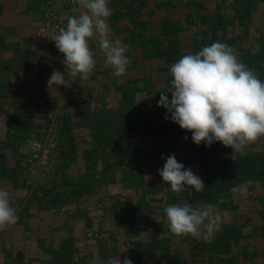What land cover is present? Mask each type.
<instances>
[{"label": "crops", "instance_id": "obj_1", "mask_svg": "<svg viewBox=\"0 0 264 264\" xmlns=\"http://www.w3.org/2000/svg\"><path fill=\"white\" fill-rule=\"evenodd\" d=\"M44 2L45 0H0V134L13 131L8 129L12 123L7 122V117H16L15 123L27 127L30 132L35 127L47 131L48 118L52 115L56 125L61 126L59 129H63L64 118L68 117L73 142L78 151L66 163L74 162L78 167L86 163L84 150L91 151L97 146L96 141L90 146L80 142V134L89 136L91 133L93 136L92 130L96 128L92 119H102L106 110L122 108L124 99L138 101L137 91L133 93L134 87L130 88L128 84H139V78L145 75V68L153 69L155 75L160 76L159 67L154 62H144L143 41L151 36L154 38L158 32L155 30V23L157 22L158 27L161 0H109V7L113 10L108 21L111 37L120 39L129 52L130 63L126 74L123 77L114 75L112 68L106 66V57L93 39L91 47L95 59L98 56L94 70L87 80L77 77L71 87L67 88L63 85L49 88L47 85L53 70L64 73L66 78L67 75L66 66L62 63L64 57L57 56L50 44L36 36L37 28L45 21L41 9ZM54 7L55 15L66 22L68 16L78 15L81 11L77 3L69 5L61 0H56ZM136 58L141 65H134L132 60ZM154 83L160 84L158 80H152L151 85L154 86ZM102 102L108 103V106L103 108ZM86 120L87 124L84 123ZM145 139L143 137L142 142ZM3 141L4 144L8 143L9 138L0 136V187L10 192L11 205L19 220L0 231V264H90L94 256L104 264L118 256L121 261L125 257L130 258L133 264H171V261L176 262L172 264H194L192 259L195 257V264H220L215 262L216 247H207L198 257L188 249L190 244L196 245L198 239L168 233L163 209L176 193L166 189V186L165 189L162 188L163 197L158 196L154 188L162 182L157 181L156 177L152 180L153 184L142 182L140 188H134L133 185L131 187L128 166L123 172L117 173L119 176H115L116 181L114 179V182L99 187L104 194L101 196L99 190L96 196L103 197L110 205L109 210L103 211L104 216L100 214L96 218L103 220L106 217L108 222L100 220L101 241L92 243L93 248L87 247L81 238L82 229L85 228L82 222L68 219L59 207L55 209V206H45L43 201H38L39 205L20 187L19 180L22 179L17 168L20 158H15L16 151L12 154L10 150L21 149L23 146L19 144L20 141L16 145L17 139L5 146ZM65 142L63 137V143ZM125 143H130V140L127 138L119 148H123ZM4 147L8 150L4 151L5 155L1 151ZM102 156L101 164L104 161L110 162V157L105 158L104 153ZM140 161H145V158L139 157L136 163ZM77 169L81 173L79 167ZM103 171L104 169L101 172ZM73 175L75 179L77 175ZM98 176L96 174V178ZM199 199L196 208H211L219 215L222 214L221 210L224 208L218 202L202 205V200ZM88 202L90 198H86L81 206L74 203V210H67L69 216L73 217L75 214L81 218L88 215L90 219L93 206ZM134 221L139 224L133 225ZM222 229L221 223L220 230ZM112 230L121 233L114 235ZM106 240L112 242L111 247ZM240 241L241 239L237 240L235 244L241 246L238 243ZM231 244L233 248L234 244Z\"/></svg>", "mask_w": 264, "mask_h": 264}, {"label": "clouds", "instance_id": "obj_2", "mask_svg": "<svg viewBox=\"0 0 264 264\" xmlns=\"http://www.w3.org/2000/svg\"><path fill=\"white\" fill-rule=\"evenodd\" d=\"M76 3L81 11L68 16L66 27L58 28L52 39L63 54L67 78L59 70H53L47 80L49 88L53 85L67 88L77 77L89 78L96 66L93 39L116 77H123L130 63L127 46L111 37L108 21L113 10L109 0H76ZM170 73L171 86L160 91L157 105L167 110L166 120L170 118L181 129L191 132L195 144L211 146L213 142H221L233 149L230 158L235 160L237 155H247L246 148L264 137V80L238 58L232 46L217 41L196 54L183 55L170 67ZM161 159L166 162L158 172L172 192L205 190L201 177L178 162L174 153L162 155ZM163 211L168 230L176 236L195 239L204 236L211 241L222 223L221 216L211 208L199 209L184 200L166 206ZM18 220L10 192L0 187V231ZM106 243L112 246L110 240ZM90 264L104 262L94 256ZM108 264H133V261L128 257L121 261L118 256Z\"/></svg>", "mask_w": 264, "mask_h": 264}, {"label": "rangeland", "instance_id": "obj_3", "mask_svg": "<svg viewBox=\"0 0 264 264\" xmlns=\"http://www.w3.org/2000/svg\"><path fill=\"white\" fill-rule=\"evenodd\" d=\"M203 1L204 0H202V2ZM198 4H200L199 7ZM201 4H202L201 0H176L174 3V6H176L175 9L171 7H169L170 9H166L160 6L161 12H160L159 25L162 22V20L166 18V16L168 17L170 16L171 19H174V17L176 16V18L179 17L185 19V22H182V24L189 26L188 29L190 32V29L194 30L195 28L192 24H188L186 22V18H185L186 13L195 14L201 12L204 14L207 12H212V13H218L219 11L224 12L225 11L224 9L227 8L229 4H232V1L212 0L209 4V7L206 5L201 6ZM214 8H218V9H214ZM171 10H173V12H171ZM224 13L227 14L226 11ZM234 15L238 16L235 13ZM244 21L245 23H247L246 24L247 28H251L250 30L253 33V35L257 38H261V35H264V4H262L261 7H259L257 6V4L253 3L252 7L249 9L248 15H246V18H244ZM157 25L158 24L156 22L155 30L157 28ZM204 27L206 28L207 25H205ZM257 43L258 44L256 45V48L259 49L260 48L259 43L262 42L258 41ZM260 54H264V53H260ZM255 55L253 53L252 57L255 58ZM144 71H145V75L144 77L139 78V84H135L132 82H129L128 84L130 88L131 87L137 88L136 97L138 96V101L135 99L134 102L131 105H129V109L131 112L136 113V118L138 122L140 121V123L143 122L144 114H154V112H157L158 108H156L155 105L157 106V102L160 99V91L170 87L171 86L170 82L172 80V79L169 80V78L167 79L158 76L157 74L155 75L153 69L145 68ZM152 80L154 82L158 80L160 84L158 83L155 85L154 83L153 84L154 86H152L151 85ZM125 87L126 86H124V88ZM128 92L131 93V91ZM168 96H169V100H171L170 93H168ZM106 104L102 102L103 108H106V106H108V103ZM166 111H167L166 109H161V114L162 113L166 114ZM12 118L13 117H10L9 119V117H7L8 119L7 122L12 123L11 126L9 124L8 129L13 131L7 133L4 131L5 133L0 134V136H3L6 139L9 138L8 143L4 144V141L2 142L3 146L7 144L11 145L12 142L14 143L16 139H17L16 145L20 141L19 144H22L23 146L21 147V149L10 150L12 154L13 151H16L15 153H17V155H15L16 156L15 158L17 159L20 158V161H18L17 168L22 181L19 180V183L21 184V186L20 185L19 186L24 190H26L27 195L29 193V198L32 201H37L39 205L40 202L38 201H43L44 202L43 205L50 207L55 206V209L59 207V209H62V213L64 215L66 214L68 219H74V221L78 220L82 222V224L85 225L84 226L85 228L82 229L81 238L86 242L87 247L93 248L92 243H98V241H101L100 239L102 236L101 228H100L101 227L100 224L102 223H99L100 220L102 219L96 218V216L100 214L104 216L105 212L103 211L109 210L108 206L110 205L109 202H105V199L101 197L103 196L104 191L102 189L100 190L99 188L100 186L103 185L101 183H104L107 180L105 179L106 181H101L96 179V174L97 176L101 174L100 172L102 171L104 166L99 165L98 157H101V152L96 146L97 144L94 140L95 139L94 136H92L91 133L89 134L88 131L86 132L89 134L90 138L87 134H80L81 144L90 146L91 143L94 145L95 142L96 147H94V149H92L91 151H88L89 149L87 151L84 150L83 157L87 158V162L84 163V165L78 166L79 169L81 170V173H79L77 169L78 167L74 162H72L71 164L66 163V161L68 160L71 161L73 157V153L77 152L78 148L77 146L74 145L75 149L73 150L72 155L71 156L68 155L67 152L69 151L68 149L70 148L72 143L70 142L63 143L64 130L61 128L59 129V127L61 126L56 125L57 123L56 120H54L53 115L51 117L49 116L48 118L49 123H48L47 131H45L43 128L35 127L34 129H32L33 131L30 132L29 131L30 129H28L27 127L22 126L20 123H15L16 117H14L13 119ZM91 122L93 123V126L96 128V130L104 138H106L110 134L118 133L117 126L119 124L117 121L110 123L109 126L104 125L105 121L99 118H97L96 120L92 119ZM84 123L87 124V120L86 122L84 121ZM125 130L126 127H123L120 130L119 134L125 133ZM184 136H187L188 140L192 141L191 135L185 134ZM143 137L146 138L145 140H143L144 143L142 142ZM36 140L41 141L44 144L45 149L47 150L48 164H49V165L47 164L48 166L38 164L30 167L29 165L25 164V160L30 155L32 151L33 143ZM128 140H130V143L128 144L125 143V146L121 148L122 157L124 158V164L119 166L118 164L120 163H118L117 164L118 167L115 170V174L112 175L113 172H109L105 176L107 177V179L112 178L115 179L116 181L117 177L115 178V176L117 175V173L120 171L123 172V170L128 166L127 172L131 176V179L129 180L130 183L129 185L131 187L133 185L134 188H138V187L140 188L142 182L145 183L148 182L149 184H153L152 180L154 179V177H156L157 181L159 180L162 183L159 186L155 187L154 190H156L155 192H157L156 194H158V196L163 197L164 194L162 193V188L165 189V187L167 186V189L169 190L171 189L170 186L163 181L162 177L159 175L158 172V170L161 169L164 163L166 162V160L161 159V156L162 155L167 156L174 153L178 162L183 163L185 168L191 167L194 173L199 175L201 179L204 181V177H203L204 174L202 172V168H200V165L195 162L197 159L195 151H192L189 147H185L183 143H180V141L178 140V135L172 134L166 137L135 135L128 137ZM198 146H199L198 147L199 150L207 151V148L203 147L202 145L199 144ZM116 147H117V143L115 142L113 148ZM109 150H111V148H109ZM246 150H251L253 153L259 155L258 158L261 159V157L264 156L263 154L264 137H261L256 142L250 144L246 148ZM1 151L8 152V150L5 149V147L2 148ZM5 152L3 153L4 155ZM142 156L145 158V161H140L139 163H136V160L138 159L139 161V157ZM185 162L187 163V165L185 164ZM73 174L77 175L75 179ZM89 178L91 179V181L86 187L89 191H84L81 193L76 192L77 194H80L81 197L74 198L72 194L74 185L77 187H79L80 185L84 186V184H82L81 181H87ZM73 179L75 183H73ZM116 184L118 183L116 182ZM99 190L101 196L97 197L96 194H98ZM190 191L191 189H186L185 191H183L181 193L182 196H178L176 201L179 203L181 200H183L182 199L183 195L189 194ZM212 194L213 192L211 191L207 195L208 197H210ZM86 198H90V202L88 203L90 205L92 204L93 206V210L91 211L90 214L91 218L89 219L88 215L86 217L78 218L75 214L73 215V217H70L68 214L69 211L67 210H74L73 207L74 203L76 204L79 203V205L81 206L82 202ZM201 200H202L201 203L202 205L210 204L207 203L205 199L201 198ZM226 200H228L227 204H226ZM214 202H218L220 206L224 205L225 209L221 210L222 212L221 215L225 214V216L228 217L227 214L231 210L235 211V213L233 212L234 220L239 216L237 220L238 223H236L235 231L240 232V234L242 236L244 235V237L246 236L245 242L241 241L242 242L241 246L235 244L237 242L236 238L233 239L231 242L234 244L233 248H232V244L231 246L227 247L223 243L222 244L224 246H222L221 244L219 245V241H216L214 247H216L217 253L216 256L214 257L217 258L215 262H218L220 264L223 263L235 264L238 260L236 264H249V262L251 264H264V227L263 225L261 226L259 225L261 221L264 222V220L259 219L260 218L259 211L255 210V208L264 209L263 207L264 180L261 181L255 179H247L245 183H242L239 186L234 185L233 187L226 189L225 191H222L219 195L218 201L214 200ZM246 214L255 216L256 220L251 218L253 220L250 219V221H247ZM104 220L105 223L108 222V219L106 217L102 221ZM95 223L96 226H94ZM134 224H139V223L134 221L133 225ZM104 230L105 229H103L102 231L104 232ZM118 232L121 233V231L112 230V233L114 235L120 234ZM88 233H90V235Z\"/></svg>", "mask_w": 264, "mask_h": 264}, {"label": "trees", "instance_id": "obj_4", "mask_svg": "<svg viewBox=\"0 0 264 264\" xmlns=\"http://www.w3.org/2000/svg\"><path fill=\"white\" fill-rule=\"evenodd\" d=\"M175 1L162 0L160 6L166 9H170L169 7L175 9ZM211 1L212 0H204L203 2L206 3H203L201 0V6L206 5L209 7ZM231 1L232 4H229V6L224 9L227 14L224 13L225 11H219L218 13L207 12L204 14L201 12L195 14L186 13V22L188 24H192L195 28L194 30L190 29V32L188 29L189 26L182 24V22H185V19L179 17L176 18V16L174 17V19H171L170 16H166V18L163 19L160 25L156 28V30H158L159 32L156 33L154 38L151 36L149 39L145 38L143 41V46L145 49L144 62H150L151 64L152 62H154L157 67H159V75L171 80L173 77L170 73V67L183 55L196 54L197 52L202 50L204 46L211 45L212 43L219 41L222 43H226L236 49L238 58L246 66L255 69L259 78L261 80H264V54H260L264 53V35H261V38L255 37L250 30L251 28H247V23H245L244 21V18H246V15H248L249 13V9L252 7V4L255 3L257 4V6L261 7V5L264 4V0ZM199 6L200 4H198V7ZM171 12H173V10H171ZM234 13L238 16H235ZM205 25H207L206 28L204 27ZM258 41L262 42L259 43V49L256 48ZM253 53L254 55L256 54L255 58L252 57ZM126 55L128 56L129 52H126ZM132 62L134 63V65L140 64L137 58L133 59ZM132 90L133 93H135L137 91V88L134 87L132 88ZM133 102L134 99H124V106L122 108L110 111L106 110L104 116L102 117V120L105 121L104 125L106 126H109L110 123L117 121L119 124L117 126L118 133L110 134L106 138H104L97 130H92L98 149L101 152V157H98L99 165L104 166V171L101 172L100 176L96 179L101 181L107 180L106 182L101 184L107 185L108 182L114 181V179H107V177L105 176L109 172H113L112 175H114L118 165L121 166L122 164H124L122 150L119 148V146L126 138L135 135L166 137L172 134L178 135V140L180 141V143H183L185 147H189L192 151H195L197 156L195 162L200 165V168H202V172L204 174L203 177L206 186L205 190L203 192H195L191 190L189 194L183 195L182 198L184 201L191 203L194 207L196 206L199 198L205 199L206 202L210 204L213 203L214 200L218 201L219 195L222 191H225L226 189H229L234 185L239 186L242 183H245L247 179H255L261 181L264 180V156H262L260 159L258 158L259 155H257L256 153H253L251 150H246L247 155H237L236 159L233 160L230 158V154L232 153L233 149L230 147H225L218 141L213 142L211 146H206L204 143H201L200 145L207 148V151L199 150V146L193 141L184 139L185 134L191 135L190 132L181 129V127L178 124L172 122L170 118L167 120L165 119V113L161 114V109H164L163 107L159 108L158 105H155V107L158 108L157 112H154V114H144L143 122L140 123V121L138 122L136 118V113L131 112L129 109V105H131ZM63 124V137L66 142L72 143L70 148L68 149L69 151L67 152L68 155L71 156L75 148L73 136L70 131L68 117L64 118ZM123 127H126L125 133L119 134L120 130ZM115 142L117 143V147L113 148ZM109 148H111V150H109ZM103 153L105 158L110 157L109 163L104 161V164H101ZM85 161L87 162L86 158ZM186 162L185 164L187 165L188 162ZM90 181V178L87 181H81L84 186L80 185L79 187H77L74 185V189L72 190L74 198H79L81 196L76 192L81 193L88 190L86 187ZM73 183H75L74 179ZM211 191L213 192V194L208 197L207 194ZM178 196H182V194L176 193V195H174L171 199L170 203H166V206L178 203L176 201ZM227 203L228 200H226V204ZM223 208L225 209L224 205ZM255 210L259 211V219L264 220V209L255 208ZM233 212L235 213L234 210H231L227 214L228 217L225 216V214L220 215L224 220L222 222L223 229L222 231L219 230L217 233H215L211 241L206 239L204 236H201V238L197 240L196 245L190 244L188 246V249L191 250L192 253H196L199 257L202 250L206 249L207 247L215 246L216 241H219V245H226L227 247L231 246V242L235 238L236 240L241 239V241L244 240L245 242L246 236L244 237V235L242 236L240 232L235 231L239 216L234 220ZM246 217L247 221H250L251 218L256 220L255 216H252L250 214H246ZM262 223L264 222L261 221L259 225H263L264 227V224ZM166 230L168 231V233L172 234L168 230V227ZM241 241L238 243L241 244ZM161 247L162 246L160 245V248ZM192 260L195 264L197 257ZM172 263L176 262L171 261V264Z\"/></svg>", "mask_w": 264, "mask_h": 264}, {"label": "built area", "instance_id": "obj_5", "mask_svg": "<svg viewBox=\"0 0 264 264\" xmlns=\"http://www.w3.org/2000/svg\"><path fill=\"white\" fill-rule=\"evenodd\" d=\"M56 0H45L42 4L41 9L45 15V21L40 25L36 30V36L47 42L52 46L57 56L62 57L63 54L58 51L55 46L53 37L55 36L58 28L66 27L67 22L62 17H57L55 15V4ZM65 4L74 5L76 0H61ZM25 164L30 167L35 165H46L48 166V156L47 150L45 149L44 144L41 141H34L32 146V151L30 155L26 158ZM48 164V165H47Z\"/></svg>", "mask_w": 264, "mask_h": 264}]
</instances>
